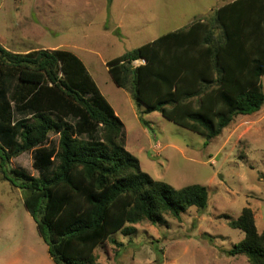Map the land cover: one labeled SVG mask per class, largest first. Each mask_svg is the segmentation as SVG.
<instances>
[{"label": "trees", "instance_id": "obj_1", "mask_svg": "<svg viewBox=\"0 0 264 264\" xmlns=\"http://www.w3.org/2000/svg\"><path fill=\"white\" fill-rule=\"evenodd\" d=\"M139 60L145 64L134 67ZM107 65L143 113L159 112L210 142L235 117L264 106V0H235ZM123 137V122L78 56L17 54L0 44V168L24 192L55 264H97V249L116 234L208 207L206 187L177 189L153 179ZM27 152L39 177L9 167ZM228 225L245 234L229 256L264 264V233L253 210L244 208Z\"/></svg>", "mask_w": 264, "mask_h": 264}, {"label": "rangeland", "instance_id": "obj_2", "mask_svg": "<svg viewBox=\"0 0 264 264\" xmlns=\"http://www.w3.org/2000/svg\"><path fill=\"white\" fill-rule=\"evenodd\" d=\"M216 1L0 0V42L22 41L27 50L50 47L78 55L120 114L123 144L142 170L177 189L198 184L209 191L205 210L190 208L180 220L166 216L165 224L143 222L133 226L135 233L116 234L115 242L97 249V264H249L245 256L228 254L245 238L228 221L246 207L264 233V121L245 140L222 147L223 137L208 142L159 112L143 113L107 68V62L173 31L170 27L206 16ZM50 141L58 136L52 134ZM33 162L34 153L27 152L9 167L39 177ZM24 198L0 168V264H55Z\"/></svg>", "mask_w": 264, "mask_h": 264}, {"label": "crops", "instance_id": "obj_3", "mask_svg": "<svg viewBox=\"0 0 264 264\" xmlns=\"http://www.w3.org/2000/svg\"><path fill=\"white\" fill-rule=\"evenodd\" d=\"M220 0H217L216 3L213 6L207 7V10L205 13L206 16L201 17V16H195L194 20L192 22H190L189 24L185 25V26H180V27H170V29H174L171 32H175L177 30H181V29H186L189 28L193 23H195L197 20L199 19H204V18H209L210 16H212L218 9H220L221 7L225 6L226 4L232 3L235 0H229L228 2H225L224 4H219ZM169 32V33H171ZM168 34V33H167ZM166 35V34H165ZM158 39V38H157ZM155 41V40H154ZM153 42V41H152ZM151 43V42H150ZM0 44L7 49L10 52L13 53H17V54H26L29 53L31 51H35V50H62V49H58V48H50V47H42L40 49H35V48H31L30 50H27V44L25 42H17L16 41H12V44L10 46H6L5 44H3L2 42H0ZM148 44V43H147ZM71 52V51H70ZM73 53V52H72ZM75 54V53H74ZM76 55V54H75ZM78 56V55H76ZM123 56V55H122ZM79 57V56H78ZM121 57V56H120ZM80 58V57H79ZM118 58V57H117ZM81 59V58H80ZM116 59V58H115ZM82 60V59H81ZM83 61V60H82ZM112 61V60H111ZM142 61V60H139ZM110 62V61H109ZM85 64V63H84ZM108 64V62H107ZM138 64V63H137ZM134 64L133 62V66L134 67H138L140 65H143L144 63L139 62V64ZM108 72L114 82V84L124 90L131 98L132 96L123 88L119 87L114 79L113 74L111 73L110 68L108 67ZM97 84V83H96ZM262 85L264 88V77L262 78ZM99 87V86H98ZM100 89V88H99ZM101 91V90H100ZM102 93V92H101ZM103 94V93H102ZM105 97V96H104ZM106 98V97H105ZM133 99V98H132ZM108 101V100H107ZM134 101V99H133ZM109 102V101H108ZM135 102V101H134ZM136 103V102H135ZM112 106V105H111ZM113 107V106H112ZM114 109V108H113ZM145 109V107L143 108V110ZM115 110V109H114ZM145 111V110H144ZM117 116L121 119L120 114L115 110ZM152 114V113H151ZM164 118V117H163ZM122 121V120H121ZM264 121V106L262 107V109L257 112L254 113L252 115H240L235 117L234 121L232 122V124L230 126H228L223 133L219 136V137H223L224 143L222 147H225L227 144L231 143L234 139L236 143H239L241 140H245V138L254 131L255 127L257 125H259L260 123H262ZM220 151V150H219Z\"/></svg>", "mask_w": 264, "mask_h": 264}, {"label": "built area", "instance_id": "obj_4", "mask_svg": "<svg viewBox=\"0 0 264 264\" xmlns=\"http://www.w3.org/2000/svg\"><path fill=\"white\" fill-rule=\"evenodd\" d=\"M139 62H142V63L145 64V61H144V60H142V61H135L134 64H137V63H139Z\"/></svg>", "mask_w": 264, "mask_h": 264}]
</instances>
